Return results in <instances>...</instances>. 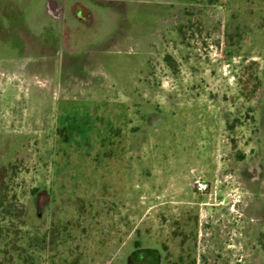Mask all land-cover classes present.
I'll list each match as a JSON object with an SVG mask.
<instances>
[{"label":"rangeland","instance_id":"374dc122","mask_svg":"<svg viewBox=\"0 0 264 264\" xmlns=\"http://www.w3.org/2000/svg\"><path fill=\"white\" fill-rule=\"evenodd\" d=\"M74 1L0 0V264H264V0Z\"/></svg>","mask_w":264,"mask_h":264},{"label":"flooded vegetation","instance_id":"af4514ba","mask_svg":"<svg viewBox=\"0 0 264 264\" xmlns=\"http://www.w3.org/2000/svg\"><path fill=\"white\" fill-rule=\"evenodd\" d=\"M47 2H48V0H46L45 10L48 13V16L50 17V19L58 21V23L60 22L61 24L60 23L59 24H60L61 28L69 27L71 24H73L71 21L75 17L73 18L72 11L74 13H80L81 12L83 15L82 16L83 19L90 21V22L93 21L94 17L97 18L96 13L89 10V8L92 9L91 7L85 6L86 8H84L82 5L79 6L78 4H76L75 1L73 3H71L69 6L66 5V0H51V2L49 4ZM68 8H71V10L68 11ZM3 9L4 8L1 6L0 7V25H1V23H3L2 26H4V27L0 28V40L6 39L5 36L7 35L8 31L5 28V25H6V20L10 16L8 12H3ZM71 18H73V19H71ZM10 34H12V33H10ZM262 120H264V113L262 115ZM132 250L130 251V253L132 252Z\"/></svg>","mask_w":264,"mask_h":264},{"label":"trees","instance_id":"16d2710c","mask_svg":"<svg viewBox=\"0 0 264 264\" xmlns=\"http://www.w3.org/2000/svg\"><path fill=\"white\" fill-rule=\"evenodd\" d=\"M7 203H8V200L6 199V196H2V197L0 196V208H1V211H3V214L5 212L4 216H6V217H8V215H6V213H8L7 209H8V207H10L7 205ZM21 214H22V212H21ZM21 214L19 216H21Z\"/></svg>","mask_w":264,"mask_h":264}]
</instances>
